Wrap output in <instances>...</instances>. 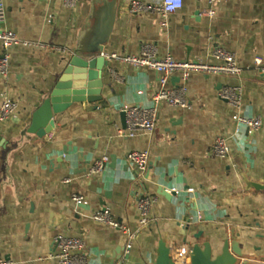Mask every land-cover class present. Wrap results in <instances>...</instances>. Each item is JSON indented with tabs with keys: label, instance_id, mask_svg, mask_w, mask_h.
I'll return each instance as SVG.
<instances>
[{
	"label": "crops",
	"instance_id": "crops-1",
	"mask_svg": "<svg viewBox=\"0 0 264 264\" xmlns=\"http://www.w3.org/2000/svg\"><path fill=\"white\" fill-rule=\"evenodd\" d=\"M141 1L157 5L162 0ZM3 3V29L24 38L49 37L68 51L24 46L6 51L9 72L0 75V105L16 101L19 115L4 122L0 133V256L13 264H59L48 255L55 250L54 236L63 234L84 239L89 264H152L160 240L172 254L209 241L216 255L225 240L232 247L237 242L243 254L237 264H264V124L254 132L238 128L234 109L218 97L225 85L240 86L243 114L264 118V0H221L213 18L198 14L209 9L205 0H183L167 28L155 14L129 13L130 0H79L72 8L62 0ZM91 7L105 11L112 22L110 38L98 54L139 55L150 44L158 57L214 63L209 53L219 45L235 52L243 73L191 71L186 80L180 72L173 74L169 86L184 84L191 107L163 102L153 133L128 138L116 130L126 125L122 108L152 106L159 74L109 61L98 106L71 104L54 115L49 134L23 136L32 112L55 86L64 57L75 49ZM259 56L263 64L258 67L254 60ZM218 137L230 145L224 158L214 154ZM132 151L149 153L142 178L127 159ZM102 158L107 160L101 174L82 171ZM141 193L155 196L156 202L152 222L140 229ZM74 194L83 196L82 202L73 201ZM104 209L136 231L129 252L125 234L92 218Z\"/></svg>",
	"mask_w": 264,
	"mask_h": 264
},
{
	"label": "built area",
	"instance_id": "built-area-1",
	"mask_svg": "<svg viewBox=\"0 0 264 264\" xmlns=\"http://www.w3.org/2000/svg\"><path fill=\"white\" fill-rule=\"evenodd\" d=\"M79 0H62L64 6L75 7ZM209 5L208 10L199 12L200 16H215L216 5L221 0H205ZM183 6V0H162L160 4L153 5L145 3L141 0H130L129 13L131 14H155L159 18V25L163 28L169 26L170 15L180 10ZM4 3L0 0V43L5 50V53L0 55V75L7 76L9 72V57L6 51L13 46H24L28 48H53L62 53H67L66 48L54 46L52 39L49 37H38L37 39L24 38L21 34L3 29L1 27L3 17ZM57 26V22L53 23L51 33ZM101 55L109 61H118L125 64H130L136 67H149L154 69L159 74V87L153 94V105L150 107H141L133 104H125L122 112L125 113V127L116 126L117 134L120 137H134L138 134H152L157 123L158 111L160 104L167 103L170 106L190 108L191 104L187 99V87L182 84L176 87H170L169 81L173 74L181 73L182 79L186 80L191 71L212 73L229 77H239L242 75L244 68L239 65L235 52H232L225 47L216 45L209 53V56L214 60V63H206L202 60L196 61H178L170 54L165 57H158L155 54V49L150 44L142 46L141 54L139 55H120L116 53H105ZM263 64L262 57H256L254 60L255 66ZM218 97L227 101L234 109L232 118L237 127H243L249 132H254L262 128L264 118L262 115L246 116L243 114L242 108V89L240 86L225 85L218 91ZM19 115V105L14 100L6 99L0 105V133L2 124L8 120L17 119ZM214 154L219 158H224L230 152V145L227 138L218 137L214 143ZM127 159L133 164L138 177L142 178L146 173L149 165L148 151H132L127 155ZM106 158L97 160L89 169L88 173L101 174L105 168ZM65 182H69L68 179ZM172 191L178 193V190L172 188ZM73 201L80 203L83 196L74 194ZM156 202V197L141 193L137 196V208L140 214L139 228L148 226L152 218V206ZM94 221L112 226L120 230L127 236L126 249L127 252L131 249V244L136 238V231H130L123 224H119L113 219L109 210L104 209L92 216ZM55 250L48 257L55 259L59 264H89L87 254L85 252V241L81 237H71L63 234H56L53 238ZM175 264H191L190 247L183 246L173 254ZM0 264H13L9 259L0 256ZM106 264V263H99Z\"/></svg>",
	"mask_w": 264,
	"mask_h": 264
},
{
	"label": "water",
	"instance_id": "water-1",
	"mask_svg": "<svg viewBox=\"0 0 264 264\" xmlns=\"http://www.w3.org/2000/svg\"><path fill=\"white\" fill-rule=\"evenodd\" d=\"M111 24V18L105 11L91 7L79 28L75 49L64 57L65 64L55 86L32 112L29 124L22 130L23 136H46L54 129V115L71 104L88 102L98 106L102 101L103 73L109 62L97 50L109 40ZM121 118L125 125L124 112ZM90 168L87 165L82 171L86 172ZM237 246V242L232 247L225 240L220 253L214 255L211 242L194 243L190 247L191 264H237L243 256ZM129 258L130 254L127 256ZM152 264H175L172 250L163 240L159 241L157 257Z\"/></svg>",
	"mask_w": 264,
	"mask_h": 264
},
{
	"label": "rangeland",
	"instance_id": "rangeland-1",
	"mask_svg": "<svg viewBox=\"0 0 264 264\" xmlns=\"http://www.w3.org/2000/svg\"><path fill=\"white\" fill-rule=\"evenodd\" d=\"M98 50H100V49H98ZM98 50H97V51H98Z\"/></svg>",
	"mask_w": 264,
	"mask_h": 264
}]
</instances>
